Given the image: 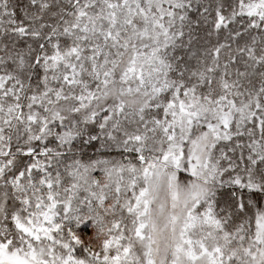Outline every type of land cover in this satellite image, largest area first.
<instances>
[{"label": "snow or ice", "instance_id": "1", "mask_svg": "<svg viewBox=\"0 0 264 264\" xmlns=\"http://www.w3.org/2000/svg\"><path fill=\"white\" fill-rule=\"evenodd\" d=\"M0 264H264V0H0Z\"/></svg>", "mask_w": 264, "mask_h": 264}]
</instances>
